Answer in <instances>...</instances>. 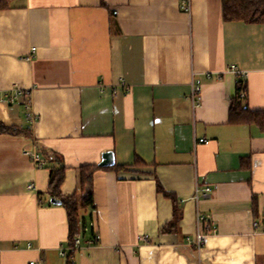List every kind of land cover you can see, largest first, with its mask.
I'll return each mask as SVG.
<instances>
[{
    "label": "crops",
    "instance_id": "obj_1",
    "mask_svg": "<svg viewBox=\"0 0 264 264\" xmlns=\"http://www.w3.org/2000/svg\"><path fill=\"white\" fill-rule=\"evenodd\" d=\"M181 1L9 0L0 11V95L24 90L37 118L0 105V122L28 132L0 134V264H66L48 168L62 161L71 196L79 168L106 152L114 163L93 174L71 264H264V130L229 123L235 97L264 114V23L224 21L221 0H189L188 13ZM197 214L215 225L199 249Z\"/></svg>",
    "mask_w": 264,
    "mask_h": 264
},
{
    "label": "trees",
    "instance_id": "obj_2",
    "mask_svg": "<svg viewBox=\"0 0 264 264\" xmlns=\"http://www.w3.org/2000/svg\"><path fill=\"white\" fill-rule=\"evenodd\" d=\"M9 0H0V11L8 7ZM222 17L224 21H239L246 24L264 23V0H221ZM110 22L114 21V13L109 12ZM239 86L237 92L239 91ZM238 97L230 102L229 107V123L231 124H248L255 123L264 130V114L260 112H251L242 108ZM0 134L24 135L27 136V129H20L15 125H7L0 122ZM55 166L48 168L49 170V188L48 194L52 199L59 200L67 214L69 236L66 246H71L75 239L79 238L81 223L79 219V210L90 208L93 206V174L99 169L98 166H82L79 168V190L71 196H62L60 193V185L64 179L65 166L55 157L53 159ZM157 192L163 196L173 198V196L165 192L160 184L156 183ZM179 220V214L175 210L173 221L168 225L174 227ZM74 253V252H73ZM72 251L67 252L65 256L66 264H71Z\"/></svg>",
    "mask_w": 264,
    "mask_h": 264
},
{
    "label": "built area",
    "instance_id": "obj_3",
    "mask_svg": "<svg viewBox=\"0 0 264 264\" xmlns=\"http://www.w3.org/2000/svg\"><path fill=\"white\" fill-rule=\"evenodd\" d=\"M189 0H182L180 3V9L186 13L189 12ZM34 48L31 49V51H33ZM31 58V56H26V60H29ZM229 72L235 73L236 75L240 74V72L237 70V68L235 66H230L228 68ZM240 76V75H239ZM200 93V88L198 87V85H192V89H191V98L193 100V103H195V101L197 100L196 98L198 97ZM29 98V94L27 92H25L24 90H21L18 87H13L11 89H9L8 91L3 92L0 95V105H4V106H11V105H15L18 102H20L24 109V116L27 122H29L30 124H33L36 121V116L33 115L32 113H30L29 110V104H30V99ZM239 98H243V94L239 92ZM198 143H207L206 140L204 139H199L197 140ZM25 155L29 158V160L31 162H33L34 164H36L38 167H42L44 165V162L42 161L40 155L35 152L34 150H30V149H26V151H24ZM33 188L31 185L29 186V189ZM209 191L208 187L205 188L204 190V195L206 196L207 192ZM197 198V195L195 194V198ZM197 220V224L199 225V228H201V230L196 232V236L194 238L193 242H190L192 246H195V248L199 249L201 248L203 241L205 239V233L206 232H213L215 231V225L213 222H208L205 220V217L203 215L197 214L196 217ZM264 223V222H262ZM258 224H260L259 220H255V222L253 223L254 227L258 226ZM142 239L147 240L146 237H143ZM94 244V240H88L86 241V245H91ZM81 247V242L80 239L77 238L74 240L73 244L71 246H60L58 249V253L59 256L65 258L66 253L67 252H76L80 249ZM30 264H34V262H30Z\"/></svg>",
    "mask_w": 264,
    "mask_h": 264
},
{
    "label": "water",
    "instance_id": "obj_4",
    "mask_svg": "<svg viewBox=\"0 0 264 264\" xmlns=\"http://www.w3.org/2000/svg\"><path fill=\"white\" fill-rule=\"evenodd\" d=\"M113 155L111 152H106L102 155L101 157V162L99 163V167H107V166H111L113 165ZM50 202L52 204H60V201L59 200H56L55 199H51Z\"/></svg>",
    "mask_w": 264,
    "mask_h": 264
}]
</instances>
